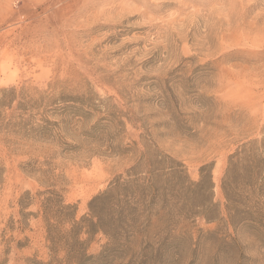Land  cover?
<instances>
[{"label":"rangeland","instance_id":"rangeland-1","mask_svg":"<svg viewBox=\"0 0 264 264\" xmlns=\"http://www.w3.org/2000/svg\"><path fill=\"white\" fill-rule=\"evenodd\" d=\"M234 155L243 210L264 0H0V264H264Z\"/></svg>","mask_w":264,"mask_h":264},{"label":"trees","instance_id":"trees-1","mask_svg":"<svg viewBox=\"0 0 264 264\" xmlns=\"http://www.w3.org/2000/svg\"><path fill=\"white\" fill-rule=\"evenodd\" d=\"M238 155H234L231 157L229 168L227 170L225 181H224V190L227 198L226 209L229 216V221L233 225L234 230H238L240 226L247 224L254 232H263L264 233V207L260 204L258 198L264 193V179L260 178L256 180L253 178V170L248 168V170L244 173L242 180L243 185L248 193L247 203L244 204V209L240 210L238 208V202L234 200L230 193V189L232 184H236L237 186V167L239 165ZM69 207L61 206V209L58 211V215L64 216L66 219L74 220L75 218V210L69 211ZM125 212V211H124ZM208 221H216L218 220L216 217L208 215ZM79 241L76 240L75 244H79ZM79 251V249H75Z\"/></svg>","mask_w":264,"mask_h":264}]
</instances>
